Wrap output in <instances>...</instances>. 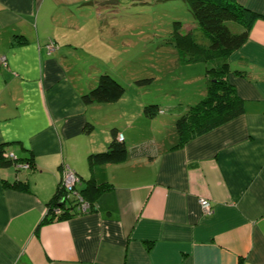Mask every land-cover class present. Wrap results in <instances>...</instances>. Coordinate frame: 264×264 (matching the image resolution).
Masks as SVG:
<instances>
[{
	"label": "crops",
	"instance_id": "obj_1",
	"mask_svg": "<svg viewBox=\"0 0 264 264\" xmlns=\"http://www.w3.org/2000/svg\"><path fill=\"white\" fill-rule=\"evenodd\" d=\"M235 1L259 15L226 57L243 112L178 146L175 121L192 102L152 117L144 107L154 102L135 95L84 103L101 73L121 75L95 63L87 76L82 64L96 57L80 63L79 46L114 45L99 37L109 35L102 21L114 38L121 9L137 4L178 5L171 19L196 28L182 0H0V145L33 158L0 165V264H264V0ZM128 36L122 45L134 44ZM118 132L125 159L91 167ZM66 166L78 190L90 178L109 188L88 211L41 223Z\"/></svg>",
	"mask_w": 264,
	"mask_h": 264
},
{
	"label": "trees",
	"instance_id": "obj_2",
	"mask_svg": "<svg viewBox=\"0 0 264 264\" xmlns=\"http://www.w3.org/2000/svg\"><path fill=\"white\" fill-rule=\"evenodd\" d=\"M187 12L196 23V28L184 29L181 20L172 22L171 37L177 48L180 60L188 63L203 60L211 65L206 66L204 75L207 77L205 96L198 103L188 106L178 113L176 130L179 136L178 146L195 135L204 133L217 127L243 112L234 85L227 79L230 72L227 55L243 44L247 39L253 22L259 17L235 0H182ZM230 22L240 25V31L234 32ZM22 36H14L16 43L22 42ZM145 80V79H143ZM145 81H149L146 79ZM125 92V86L111 74L103 72L98 76L96 85L84 93L81 98L84 103L112 102L120 99ZM159 110L156 103L144 107L146 116L152 117ZM92 127V125H90ZM3 145H0V165L15 164L16 159H6ZM127 147L123 141L117 139V133L112 138L107 150L92 153L88 156L91 167L95 164L119 162L125 159ZM20 160V159H19ZM29 165H33V158H25ZM13 183L15 188L26 189V183ZM109 188L107 183H97L93 178L86 180V185L79 190L81 195L91 204L98 195ZM63 191L56 190L48 203V213L41 223L52 220H62L75 214V206L68 207L66 200L61 199ZM63 209L60 214L55 208Z\"/></svg>",
	"mask_w": 264,
	"mask_h": 264
},
{
	"label": "rangeland",
	"instance_id": "obj_3",
	"mask_svg": "<svg viewBox=\"0 0 264 264\" xmlns=\"http://www.w3.org/2000/svg\"><path fill=\"white\" fill-rule=\"evenodd\" d=\"M129 5V3H124ZM124 10V14L118 15L115 19L119 22V27L115 28L116 35H110L113 30L111 26L102 22L104 33L100 35L105 43H115L114 45H82L79 49L85 54L80 55L81 62L84 58L87 68L86 75L90 78L91 64L108 63L121 75L120 82L125 86V96L132 95L141 100L157 102L158 106H177L181 104H196L201 99L205 87L204 75L206 66L211 64L203 60H195L183 63L177 48L174 46L171 33L174 17L181 8L173 5L168 8L162 5L151 6H130ZM186 8V7H185ZM182 12H184L182 8ZM123 23L131 24L130 29H126ZM230 28L234 32L240 31V25L230 22ZM128 36L132 39L131 46L122 45V40ZM87 36V35H86ZM85 35L81 38H84ZM114 40V41H113ZM82 54V53H81ZM130 55V56H129ZM89 74V75H88ZM143 79H149L145 81Z\"/></svg>",
	"mask_w": 264,
	"mask_h": 264
},
{
	"label": "built area",
	"instance_id": "obj_4",
	"mask_svg": "<svg viewBox=\"0 0 264 264\" xmlns=\"http://www.w3.org/2000/svg\"><path fill=\"white\" fill-rule=\"evenodd\" d=\"M45 47L48 51V53L53 52L58 48V45L55 41L49 40ZM4 57H2V60L4 62ZM5 63V62H4ZM117 139L119 141H123V134L121 132L117 133ZM4 158L6 159H16L15 155L11 152L5 151L3 153ZM16 168H28L29 163L27 162H15L14 164ZM81 182V179L79 175L73 170L72 168L66 166L62 168L61 177L59 181V190L63 191V195L61 196V199L66 200V204L72 203L75 206V212H86L88 211L92 204L85 199L79 190L77 189V185ZM201 209L204 214H210L212 211V205L209 199L207 198H200L199 199ZM63 211V209L55 208V213L60 214Z\"/></svg>",
	"mask_w": 264,
	"mask_h": 264
}]
</instances>
